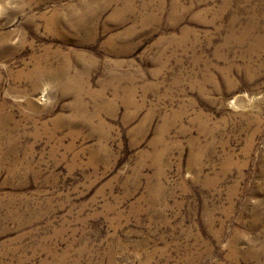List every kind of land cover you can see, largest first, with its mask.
<instances>
[{"label":"rangeland","instance_id":"obj_1","mask_svg":"<svg viewBox=\"0 0 264 264\" xmlns=\"http://www.w3.org/2000/svg\"><path fill=\"white\" fill-rule=\"evenodd\" d=\"M0 264H264V0H0Z\"/></svg>","mask_w":264,"mask_h":264}]
</instances>
